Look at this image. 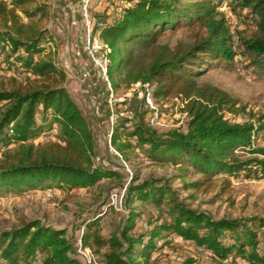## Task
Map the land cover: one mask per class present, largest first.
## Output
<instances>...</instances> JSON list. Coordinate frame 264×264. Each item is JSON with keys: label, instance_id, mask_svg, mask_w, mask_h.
Here are the masks:
<instances>
[{"label": "trees", "instance_id": "1", "mask_svg": "<svg viewBox=\"0 0 264 264\" xmlns=\"http://www.w3.org/2000/svg\"><path fill=\"white\" fill-rule=\"evenodd\" d=\"M121 1L115 16L95 13L92 18L93 31L109 48L112 86L146 81L154 97L181 100L187 122L185 130L159 133L146 109L128 117L117 113L109 137L113 149L123 160L142 149L148 160L176 166L186 189L218 187L227 193L231 181L219 175L264 179V143L255 144L264 136V113L210 81L197 80L237 53L223 6L254 21L255 29L239 37V46L249 66L264 70V0ZM47 16L45 0H0V197L122 179L119 171L94 161L89 120L66 89V72L55 53L45 51L48 29L42 20ZM180 28H186L187 41H160ZM190 169L199 177L188 180ZM170 180L132 175L124 187L128 213L121 226L106 236L97 221L89 222L81 246L99 255L100 264H150L156 238L165 232L193 241L219 260L240 257L247 264H264V217L214 218L179 200ZM136 201L152 203L159 212L139 232H134ZM65 233L39 219L0 227V264H80Z\"/></svg>", "mask_w": 264, "mask_h": 264}, {"label": "rangeland", "instance_id": "2", "mask_svg": "<svg viewBox=\"0 0 264 264\" xmlns=\"http://www.w3.org/2000/svg\"><path fill=\"white\" fill-rule=\"evenodd\" d=\"M75 1L79 2V0H73V3ZM45 3L48 12V16L42 20V25L48 29L43 40L45 51L55 53L57 64L63 67L66 72L64 84L66 89L89 120L96 141L94 161L119 171L122 179L120 182V180L103 178L89 187L38 190L21 196L0 197V227L18 224L22 218H25L39 219L55 228L64 229L66 231L65 236L74 247V256L78 258L80 264H89L78 251L81 232L85 229L86 224L92 221H97L99 232L103 235L107 236L118 230L128 213V208H124L123 205V195L124 187L132 175L137 176L138 180L148 177L171 178L170 185L179 200L190 208L208 212L214 218L245 219L255 215L264 217V179H244L239 176L219 175L217 177L219 180L221 178L230 179L229 191L219 193L218 187H214L203 192L197 189H186L177 176L176 166L162 161L148 160L142 149L136 150L129 160H123L120 155L116 154L109 147V135L116 114L120 112L119 108H114L113 115L115 118L113 117L112 121L110 111L100 94L103 89V82L99 73L91 68V61L86 54L76 53L81 43L78 47L76 45L71 47L70 44L66 45L65 40L61 41L59 37L57 38V35L70 31L66 17L68 8L65 1L45 0ZM122 4L124 3L121 0H104L102 4H99L98 0H91L92 18L95 17V13L102 16L104 14L115 16ZM57 10L60 12V17L64 19L63 25H58L53 18V14ZM220 10L225 12L229 20L230 28L234 33V47L237 53L234 59L230 61L214 63V67L200 75L197 80L210 81L238 97L247 105V108L264 113V70L249 66L248 57L244 55L243 49L239 46V37H248L255 29L254 21L232 14L224 6L220 7ZM23 20L28 22L30 19L23 18ZM79 21L75 28L82 30L81 17ZM55 26L58 27V32L55 31L57 30ZM178 40H188L186 28L167 31L160 38L161 42H168L169 44ZM74 57L77 58L76 62L73 60ZM65 59L72 60L69 68L64 66ZM87 61H89V66ZM88 69L90 70L89 76L81 80L82 72ZM93 71H96L97 75L92 73ZM0 74H4L2 69H0ZM119 78L120 76H115L118 82ZM86 83H88L87 87L84 86ZM131 89L129 96L126 97L127 110L125 113L123 112V115L135 116V111L138 110L139 112L145 109L146 116L149 115L150 107L145 106L146 103L144 104L142 99L143 86H132ZM127 90L119 84L115 89L116 95L122 97ZM151 102L158 110V123H153V128L159 133L172 128H180L179 125L185 120L180 111L179 99L174 97L161 99L152 95ZM237 119L240 118L237 117ZM45 137L43 138L45 139ZM263 143L264 136L259 135L255 144L262 145ZM241 155L247 156L245 153H241ZM198 177L191 169L188 171V180ZM112 193L116 195V202L122 195L121 209L110 203ZM133 206L138 212L134 232L144 231L149 227L148 220L158 216V209L149 202L136 201ZM156 245L158 248L152 251L150 264H187L188 260L193 261L191 264H247L240 257L219 260L211 251L197 246L191 240H184L171 233L164 232L162 237L156 238ZM92 253L95 261L100 264V256Z\"/></svg>", "mask_w": 264, "mask_h": 264}, {"label": "built area", "instance_id": "3", "mask_svg": "<svg viewBox=\"0 0 264 264\" xmlns=\"http://www.w3.org/2000/svg\"><path fill=\"white\" fill-rule=\"evenodd\" d=\"M90 1L91 0H79V8H78V13L81 17L82 23H83V39L81 40V45L80 47L77 48L76 53L77 54H86L88 56V58L91 61V68L95 69L103 82V89L100 91V94L106 104V106L108 107L109 111H110V115H111V119L113 121L114 117V108L116 107H120L119 108V113L120 115H123V112L125 113V111L127 110V105H126V97L129 96L130 92H131V88L132 86H143L144 91H143V97L142 99L144 100V104L146 103L145 106H149V110L150 113L148 115V121L149 124L152 126L153 123H158V110L157 108H155L152 105L151 102V98H152V93L150 90V85L148 84V82H142L141 80H138L136 82H134L133 84H131V86L129 88H127L128 90L126 92L123 93L122 97H118L116 95V91L115 88L112 86L110 79L108 78V74H107V66L109 63V58H108V52H109V48L107 47V45L101 40L100 36L98 35L97 32H94L92 29V15H91V9H90ZM104 2V0H98L99 4H102ZM72 25H77V21L73 20L71 22ZM90 70H85L82 72L81 74V80L86 79L90 72ZM177 98V97H174ZM178 99V98H177ZM180 111L181 114L184 118V122L182 124L179 125L181 130H185L186 129V122H187V115L186 112L183 111L181 108H183V103L180 100ZM114 117V118H113ZM110 137V135H109ZM45 139H47V137H45ZM109 147L116 153L118 154L113 147L110 145L109 143ZM119 155V154H118ZM116 195L114 193H112L110 195V203L115 205L116 207H118V209L122 208V195L120 196L119 200L116 202ZM78 251L79 253L83 256V258L85 259V261L89 264H98L95 261L94 255L91 252V250L88 247H82L80 242H79V246H78Z\"/></svg>", "mask_w": 264, "mask_h": 264}, {"label": "crops", "instance_id": "4", "mask_svg": "<svg viewBox=\"0 0 264 264\" xmlns=\"http://www.w3.org/2000/svg\"><path fill=\"white\" fill-rule=\"evenodd\" d=\"M66 5H67V8H68V12H66V17L68 18V22H69V26H70V31L69 32H66L65 34H59V36L57 35V38L59 37V39L61 41H64L66 42V45L70 44L71 47H74L75 45L78 47L79 43H81V40L83 39V34H84V31H83V27H82V30H78V28H75V26H73L71 24V22L73 20H76L77 21V24H79V20H80V17H79V14L77 13L78 12V6H79V2H74L73 3V0H64ZM62 3V2H61ZM61 5V4H60ZM53 18L55 19V22L58 24V25H63L64 23V19L60 17V12L59 10H57L54 14H53ZM57 30H55L56 32L59 31L58 27L55 26ZM55 38V37H54ZM74 45V46H73ZM75 62L77 61V58L74 57L73 59ZM88 62V66H89V61ZM72 63V60H68V59H65L64 60V66L66 68H69V65H71ZM87 65V64H86ZM85 68V67H84ZM83 68V69H84ZM72 69V68H71ZM82 69V70H83ZM70 70V69H69ZM81 70V71H82ZM92 73H95L96 74V71H93ZM85 87L88 86V83H86L84 85Z\"/></svg>", "mask_w": 264, "mask_h": 264}]
</instances>
